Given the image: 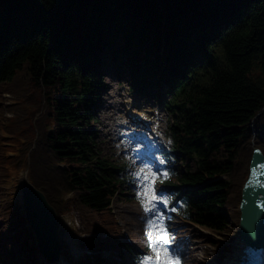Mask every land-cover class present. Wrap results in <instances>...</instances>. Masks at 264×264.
Here are the masks:
<instances>
[{"label": "trees", "instance_id": "trees-1", "mask_svg": "<svg viewBox=\"0 0 264 264\" xmlns=\"http://www.w3.org/2000/svg\"><path fill=\"white\" fill-rule=\"evenodd\" d=\"M108 67L133 91L169 95L176 165L158 188L182 204L167 219L172 241L200 226L228 249L253 145L264 152V0H0V102L14 99L6 123L0 103V264H18L12 240L34 250L8 191L27 168L58 215L75 203L87 233L121 232L109 206L124 181L95 129ZM87 242L98 263L123 253L114 235Z\"/></svg>", "mask_w": 264, "mask_h": 264}, {"label": "rangeland", "instance_id": "rangeland-1", "mask_svg": "<svg viewBox=\"0 0 264 264\" xmlns=\"http://www.w3.org/2000/svg\"><path fill=\"white\" fill-rule=\"evenodd\" d=\"M23 74H21L22 76ZM104 81L109 84L106 93L103 96L102 102L98 107L96 117V134L98 137V146L101 151V155L106 157L111 162H113L117 167H120L116 172L120 177H126V185H125V194L118 196L113 202V209L116 214H118V218L121 223L124 225V235L125 239L129 244L136 247V249L140 248L139 239H146L147 235L151 233L152 226L154 225V216L152 215V209L149 202L143 197L144 191L138 187L139 184L134 183L131 178L124 174L123 167L121 165L124 161L129 162V166L127 171L129 172V168L132 167L133 159H127V156H124L122 151L118 148H115L119 143L113 142L112 136H108L109 127L113 125H117L121 122H126L127 125L136 128L137 130L145 129L146 131H152L156 133L160 138L159 141L155 144V148L160 152L161 156H163L162 149L164 145H167V149H170L172 146V140L169 137V129L168 125L170 123V116L168 112L164 109L162 104L159 102L157 98L162 97L160 91L150 95L140 94L138 92L132 91L129 88V83L125 79H118L113 72L105 71L103 72ZM261 76V71L259 67H256V70L253 73L254 78H258ZM11 97L9 92H4L2 94L3 102V110L5 112V119L3 123H6L8 118L13 117L14 112H11L6 108L9 104H12L14 99H9ZM107 107V112H104L103 107ZM3 112V111H2ZM149 127V129H147ZM116 128V127H115ZM119 131L121 132V128ZM151 128V129H150ZM3 131H5L3 129ZM2 131V134L4 132ZM1 132V130H0ZM116 135V132H115ZM115 138V137H114ZM125 142V138L121 139V143ZM257 147L253 145V149ZM252 154V153H251ZM251 158V157H250ZM142 167L135 172V177L138 179L139 176L136 173H140L142 171ZM28 175H29V169ZM166 172V168H161L158 173L161 175ZM19 179V178H17ZM137 183L139 181H136ZM19 185H15L12 189L14 196H18L19 193ZM4 187V186H3ZM11 188V187H10ZM11 191V190H10ZM156 193V191H155ZM158 194V193H157ZM159 195V194H158ZM144 201V204L141 203ZM75 206L76 204L73 203ZM145 205L148 207L149 212H145ZM72 207H74L72 205ZM167 206H165V209ZM74 216L81 220L80 227L84 230V219L82 216L74 209ZM151 220L152 225H148L146 227L147 221ZM68 226V228H67ZM192 233L183 237L180 245H184L186 250L188 251L191 262L190 264H223L224 259L228 256L230 252H233L234 242L237 240L239 235V222L232 221V224L229 227V231L225 234L226 236H230V240H226L224 237L220 238L227 245L228 249L221 251L217 246H212L208 242H205L204 238H202L203 234H208L210 231L204 229L202 227H193ZM6 230V229H4ZM103 230V229H102ZM134 234H131L133 233ZM71 234V239H67V234ZM9 234V231H7ZM34 236V234H32ZM82 232L78 229L72 228L69 224L63 223L60 228V236H62L64 242V257L71 264H95L93 259L89 256H81L79 258H72L69 255V246L71 241L78 240ZM21 240H12L14 243V252H16L17 263L18 264H40L41 263V254L39 253L37 247V241L34 239L31 243L34 246V250L26 249L22 246ZM81 245H84L83 242ZM245 245V244H244ZM245 254V253H244ZM152 256L155 258V253L150 250L145 253V251L140 250V256ZM107 259L110 261L114 260V257H117V262L115 264H120L119 259L120 256L115 251L108 252L106 254ZM108 261V260H107ZM109 261V262H110ZM107 264V263H106ZM143 264V261L142 263Z\"/></svg>", "mask_w": 264, "mask_h": 264}, {"label": "water", "instance_id": "water-1", "mask_svg": "<svg viewBox=\"0 0 264 264\" xmlns=\"http://www.w3.org/2000/svg\"><path fill=\"white\" fill-rule=\"evenodd\" d=\"M259 181H253L251 189H247L240 205L239 235L250 249L264 248V175ZM23 212L28 224L33 229L39 252L49 262H55L63 252L60 239V220L55 208L47 197L37 189L26 177L21 189Z\"/></svg>", "mask_w": 264, "mask_h": 264}, {"label": "bare ground", "instance_id": "bare-ground-1", "mask_svg": "<svg viewBox=\"0 0 264 264\" xmlns=\"http://www.w3.org/2000/svg\"><path fill=\"white\" fill-rule=\"evenodd\" d=\"M104 108V112H107V107H103ZM116 127V128H115ZM121 128V132L119 131V128ZM147 129H149V127H147ZM151 129V128H150ZM146 131L145 129H140L137 130L136 128H133L129 125L126 124V122H121L117 125H113L111 127H109L108 130V136H112V141L113 142H118L119 144L115 147L118 148L122 151V153L124 154V156L127 157H134L135 154L131 152V139L133 136H145L144 139L146 142H151V143H157L159 141V136L152 132V131ZM116 132V135H115ZM115 137V138H114ZM125 138V143H121V139ZM138 144L140 146L144 145L145 143H143L142 141H139ZM147 151L151 152V149L149 147L146 148L145 151H143L142 155H144ZM137 167H138V163L135 162L133 165V174L137 171ZM143 175L141 174V178H140V184L138 185V187L140 189L142 188V184L144 183L143 181ZM144 197L150 202V197L151 195H153V192L151 191V189L148 190H144ZM151 205V209L153 208L152 203L150 202ZM161 204H159V207L155 209L156 214H155V222L158 221L159 218V208H160ZM127 242H125L126 244ZM234 249L233 252H230L228 254V256L224 259L223 264H243V262L246 260V258L244 257V249H245V245L242 242V237L241 235H238L237 240L234 242ZM117 262V259H114L113 261H110L109 264H115ZM40 264H71L70 262H68L64 256H62L61 260L55 263H50L48 262L46 259H44L42 257L41 259V263Z\"/></svg>", "mask_w": 264, "mask_h": 264}, {"label": "snow or ice", "instance_id": "snow-or-ice-1", "mask_svg": "<svg viewBox=\"0 0 264 264\" xmlns=\"http://www.w3.org/2000/svg\"><path fill=\"white\" fill-rule=\"evenodd\" d=\"M147 167V165H145ZM253 174H255V169H253ZM137 176H140L141 173H136ZM168 175L167 172H164L161 176L158 172L153 171L151 176H143L144 183L142 184V188L144 190L151 189L153 195L150 197V202L152 203V215L155 216V209L159 207V204H164L167 206L168 198L162 194H155V181L157 178H163ZM264 186V185H262ZM144 204V201H141ZM260 207L264 208V202H260ZM145 212L148 213L149 209L145 205ZM159 216L162 218L163 213H160ZM148 225H152V221L149 220L146 223V227ZM172 240L171 234L167 231L166 225H161L159 228L156 226H152V231L146 237V242L152 251L156 254L155 258L152 256L145 255L143 257V264H172V257L168 254L167 245ZM163 253V255H162ZM175 264H179V257H175Z\"/></svg>", "mask_w": 264, "mask_h": 264}]
</instances>
